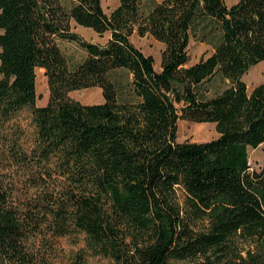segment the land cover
Wrapping results in <instances>:
<instances>
[{
    "label": "trees",
    "instance_id": "1",
    "mask_svg": "<svg viewBox=\"0 0 264 264\" xmlns=\"http://www.w3.org/2000/svg\"><path fill=\"white\" fill-rule=\"evenodd\" d=\"M72 22L110 38L88 42ZM135 31L164 46L160 71ZM192 37L212 53L189 66ZM260 63L264 0H119L110 14L102 0H0V264H54L55 240L76 234L113 264H264V165H250L264 82L249 93L243 81ZM216 78L226 87L211 96ZM90 88L103 103L70 96ZM24 109L30 145L14 123ZM179 119L219 136L178 142Z\"/></svg>",
    "mask_w": 264,
    "mask_h": 264
},
{
    "label": "rangeland",
    "instance_id": "2",
    "mask_svg": "<svg viewBox=\"0 0 264 264\" xmlns=\"http://www.w3.org/2000/svg\"><path fill=\"white\" fill-rule=\"evenodd\" d=\"M67 1V0H64ZM161 1V0H157ZM239 0H225L228 6L235 4ZM119 5V0H102V6L107 14H110ZM72 30L81 35L86 41L104 45L110 38L109 34L100 36L90 28L76 25L72 22ZM131 42L141 50L145 55H151L155 59V70H161V57L164 46L155 40L152 36L146 35L141 37L137 31L130 38ZM60 48L67 56L71 65H77L85 57V52L77 44L59 41ZM212 53L210 45L201 42L197 38L192 37L189 45V66L199 62ZM119 78H123L120 74ZM243 81L248 87L249 93L258 85L264 82V63H260L252 67L243 77ZM210 95L221 92L226 84L216 78L208 85ZM36 90L38 99L36 105L41 107L48 104L49 87L45 71L43 69L36 70ZM70 96L83 104L93 105L104 102L102 90L99 88L83 89L74 91ZM15 126H19L25 133L23 141L30 145L34 136V127L32 126V118L30 109H24L15 120ZM218 133L214 124L205 123L198 124L184 119L178 121V142H206L214 140L218 137ZM250 165L253 170H260L264 165V144L259 148L250 151ZM7 169L0 163V174H6ZM51 252V259L54 264H70L78 254L85 255L87 264H113L109 259L93 256L87 252L84 237L82 235H72L56 239L54 248Z\"/></svg>",
    "mask_w": 264,
    "mask_h": 264
}]
</instances>
